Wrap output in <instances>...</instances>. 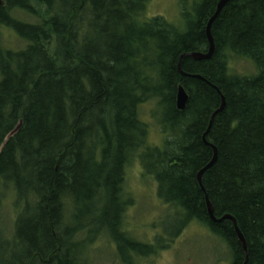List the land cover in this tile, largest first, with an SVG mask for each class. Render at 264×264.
Here are the masks:
<instances>
[{"label": "trees", "instance_id": "trees-1", "mask_svg": "<svg viewBox=\"0 0 264 264\" xmlns=\"http://www.w3.org/2000/svg\"><path fill=\"white\" fill-rule=\"evenodd\" d=\"M4 1L0 28L24 45L7 47L0 35V207L13 195L14 216L11 228L0 222V264H87V244L102 234L124 261L155 254L161 237L139 241L123 227L124 173L136 157L182 220L179 231L197 221L226 244L231 264L244 263L233 223L211 221L207 196L216 217L236 218L247 264H264V0L230 1L211 24L212 56L181 60L204 80L177 63L207 50L218 0L182 1L175 23L147 17L150 0ZM235 57L256 73L232 71ZM179 84L189 95L182 111ZM147 102L162 112L161 146L146 140ZM209 124L217 158L203 190Z\"/></svg>", "mask_w": 264, "mask_h": 264}, {"label": "rangeland", "instance_id": "rangeland-1", "mask_svg": "<svg viewBox=\"0 0 264 264\" xmlns=\"http://www.w3.org/2000/svg\"><path fill=\"white\" fill-rule=\"evenodd\" d=\"M182 1L191 6L194 0H150L146 16L160 15L175 23L179 20ZM21 17L27 21L35 20L26 14H21ZM0 35L7 47L18 48L24 45L11 29L0 28ZM230 68L245 75L256 73L251 61L239 57L230 61ZM139 116L142 122L148 124L147 143L161 146L164 135L159 125V119L162 118L159 106L153 102L144 103L139 108ZM123 180L122 194L129 201L124 215V230L136 240L152 244H155V237H161L159 247L155 254L148 256L130 253L129 259L126 256L124 261L116 245L102 234L88 242V248L84 251L87 264H231L226 244L203 224L194 221L179 231L182 220L176 218L172 206L159 198L157 182L141 164L139 157L126 167ZM12 199L13 195H9L0 207V222L8 220L10 228L14 217L10 206ZM81 221L85 223L87 220ZM97 227V224L92 226L93 229Z\"/></svg>", "mask_w": 264, "mask_h": 264}, {"label": "water", "instance_id": "water-1", "mask_svg": "<svg viewBox=\"0 0 264 264\" xmlns=\"http://www.w3.org/2000/svg\"><path fill=\"white\" fill-rule=\"evenodd\" d=\"M232 0H218L217 1V4H216V10L214 12V14L211 16V18L209 19L208 23H207V26H206V34H207V39H208V48L205 52H200V51H196V52H192V53H185V54H182L179 59H178V63H177V68L179 70V72L183 75V76H192V77H195V78H199V79H203L204 78L200 75H191V74H188L184 71H182L181 69V60L184 58V57H191L193 58L194 60H206V59H209L214 50H215V42H214V38L212 36V33H211V24L213 22V20L220 14V12L222 11V9ZM5 3L4 0H0V6H3ZM188 98H189V95L187 93V91L185 90V88L183 87V85L179 84L177 86V93H176V108L178 110H184L186 108V105H187V102H188ZM225 107V98L223 95H221V103H220V106L215 110V112L212 114L211 118H210V124H211V121L214 117V115L218 112H221ZM210 124L207 128V130L204 132L203 136H202V139L203 141L211 146V148L213 149V155L210 159V161L201 169L199 170V172L197 173V181L198 183L200 184L201 188L204 190L203 188V185H202V182H201V177H202V174L204 173V171L206 169H208L210 166H212V164L215 162L216 158H217V148L209 141L206 140V135H207V132L210 128ZM21 127V122H19V124L14 128V130L10 133V135H14L18 130L19 128ZM205 200H206V206H207V212H208V215L211 219L212 222H221L225 219H228V220H231V222L233 223V226H234V229H235V232L237 234V237L242 245V248L245 252V260H244V263L243 264H247V243H246V240H245V237L242 233V231L240 230V227L238 226V223H237V220L236 218H234L232 215L230 214H224L220 217H216L214 215V209H213V206L209 200V198L206 196L205 197Z\"/></svg>", "mask_w": 264, "mask_h": 264}]
</instances>
